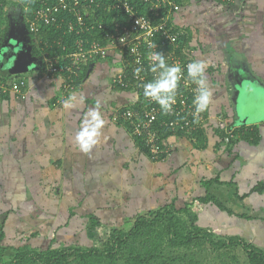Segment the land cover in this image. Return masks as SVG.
Here are the masks:
<instances>
[{
    "label": "crops",
    "instance_id": "obj_1",
    "mask_svg": "<svg viewBox=\"0 0 264 264\" xmlns=\"http://www.w3.org/2000/svg\"><path fill=\"white\" fill-rule=\"evenodd\" d=\"M173 22L185 31L184 52L206 65L212 96L197 141L203 147L195 146L196 137L171 136L165 140V160L151 161L129 130L112 119L113 108L135 100L134 92L112 88V59L106 58L107 67L104 60L92 61L85 78L67 92L63 78L44 77L35 60L15 71L29 80L25 96L0 98V178L10 186L40 188L48 193L46 202L68 216L83 210L89 229L110 224L113 216L131 219L170 202L182 208L208 191L230 212L212 202L192 203L196 224L264 250V187L254 189L264 184V0H183ZM11 40L15 48H27L29 36L21 41L17 33ZM28 54L35 59L31 50ZM69 96L75 100L65 107ZM97 104L105 125L98 144L85 154L74 137L83 113ZM218 118L256 126V140L222 143Z\"/></svg>",
    "mask_w": 264,
    "mask_h": 264
},
{
    "label": "built area",
    "instance_id": "obj_2",
    "mask_svg": "<svg viewBox=\"0 0 264 264\" xmlns=\"http://www.w3.org/2000/svg\"><path fill=\"white\" fill-rule=\"evenodd\" d=\"M35 1V8L26 16L27 32L35 34L40 28L52 26L54 29H63L64 35L73 37L69 45L61 44L63 53H44L40 65L44 77L59 75L63 78L62 87L65 92L75 88V80L81 73L82 65L95 60L110 58L118 62L114 69L116 72L111 77L112 84L125 82L123 77H126V68L129 66L133 72L134 85L142 87V92L143 85L151 82L148 77H152L154 81L157 76L150 71L153 52L162 53L168 65L181 67L183 75L178 82L173 110L166 114L169 117L160 119L164 113L159 105L146 98L141 105L133 101L115 108L112 113L115 122H120L132 135L142 139L151 161H163L168 155L165 140L160 135L164 128L178 132L194 130L196 125L205 126V112L200 113L199 122L194 123L195 107L193 101L188 102L189 93H194V99L197 88L191 85L187 75V65L194 61L185 52L180 57L174 52L182 32L173 22V14L180 7L179 0H143L147 4V14L142 12L141 0ZM101 6L104 12L99 17L96 8ZM110 10H114V14L107 16ZM155 37L160 40L154 41ZM165 45L173 50H166ZM144 64L147 70L142 71ZM137 69L140 71L137 72ZM27 88L28 82L24 77L12 78L7 81V85L0 84L3 92L8 91L21 98L25 96ZM216 128L222 133L221 140L224 144L241 136L239 125H231L222 118L217 119Z\"/></svg>",
    "mask_w": 264,
    "mask_h": 264
},
{
    "label": "trees",
    "instance_id": "obj_3",
    "mask_svg": "<svg viewBox=\"0 0 264 264\" xmlns=\"http://www.w3.org/2000/svg\"><path fill=\"white\" fill-rule=\"evenodd\" d=\"M108 2L107 0H105ZM143 1V0H141ZM183 0H179V4ZM6 0H0V49L3 43L7 39L8 23L5 17ZM15 4V3H13ZM37 2L35 0H26L21 10H25V23L26 16L33 8H35ZM145 6V7H144ZM142 12L147 14V4H141ZM27 11V13H26ZM103 6L96 8V14L101 17L103 15ZM114 10L107 12V16H112ZM27 28V24H25ZM178 28V27H177ZM178 37V45L174 50L177 56H182L186 44V34L183 29ZM29 36L28 46H30L33 57L36 61H39V65H42V58L44 53L47 55L61 54V44H70L72 36H66L63 34V29H54L52 26H45L40 28L38 33H27ZM99 34V31H97ZM154 41L160 40L159 37H155ZM60 43V44H59ZM166 50H171L172 47H164ZM173 50V49H172ZM126 55V52H125ZM127 60H131L130 57H126ZM41 61V62H40ZM5 66V63L3 64ZM89 63L82 65V70L78 78L75 80V86H77L86 76ZM147 70L145 64L142 71ZM42 71V70H41ZM133 72L128 66L126 68V77H123L124 83H111L112 88L117 91H132L135 93V103L141 105L145 98L142 92V87L134 85ZM24 77L28 82L29 80L23 76V74L15 72H3L0 67V84L7 85V81L12 78ZM193 87H197L190 78H188ZM148 80L152 82V77H148ZM197 89V88H196ZM12 93L0 89V98H8ZM193 92L189 93V101H193ZM169 117L166 114H162L160 119ZM231 125L232 122L228 121ZM195 127V129L181 130L178 132H172L169 128L161 130V138L167 140L168 137L180 135L186 137L192 141L194 137L195 146H204V142L200 145L197 141H200L203 137L204 130L202 126ZM256 128V129H254ZM192 130V131H191ZM241 138L256 140L258 134L257 127L246 126L240 124ZM193 132V133H192ZM191 133V134H190ZM222 138V133L219 132ZM135 139L137 146L149 157L148 148L144 146L140 137L132 135ZM239 137V138H240ZM237 140V139H235ZM233 140L232 142H235ZM222 141V140H221ZM231 142V143H232ZM229 143V144H231ZM166 147V146H165ZM167 148V147H166ZM164 155V154H162ZM165 156V155H164ZM167 157V156H166ZM210 182L207 181V183ZM264 184H259L254 187L255 190L261 191ZM4 185L0 187L3 189ZM208 203L212 202L219 209L230 212L214 194L208 191L203 195L196 197L191 202L187 203L182 208H176L173 202L165 204L155 209H151L143 214H138L132 221V224L127 230L123 228L111 229L108 239L104 241L102 247L93 245L91 247H83L80 245H65L56 248H47L44 251H38L27 247L26 241L18 247H14L17 252L6 262L2 261V253L7 247L0 245V264H172L168 262L163 251L166 248H200L203 246H209L213 250H226L234 246H239L246 254L248 264H264V250L254 244L247 242L240 236H227L225 238L215 237V234L205 230L204 228L196 224V213L190 211L189 207L192 203ZM3 213V220L0 223V240L5 237V232L2 230L3 224H5L6 217H8L15 208L8 202L6 203ZM1 213V214H2ZM33 234V233H32ZM12 248V246H10ZM170 261V260H169ZM182 264V263H180Z\"/></svg>",
    "mask_w": 264,
    "mask_h": 264
},
{
    "label": "rangeland",
    "instance_id": "obj_4",
    "mask_svg": "<svg viewBox=\"0 0 264 264\" xmlns=\"http://www.w3.org/2000/svg\"><path fill=\"white\" fill-rule=\"evenodd\" d=\"M25 1L6 0L7 3L4 13L8 23L7 38H13L19 33V39L23 41L28 36V30L25 26V10L23 11L20 8ZM178 15L182 17V14ZM102 60H104V65L107 67L106 59H100V61ZM16 63V60L11 58L9 63L2 67L3 72L17 71L19 64ZM113 63L116 67L118 66V62L115 60H113ZM20 65L24 66L22 64ZM109 66L111 67L113 64H109ZM114 72L116 71H111L113 74ZM113 111L114 108L111 110V113ZM121 122L123 123V121ZM19 173L21 174V171ZM1 176L4 177V175L0 174ZM5 183V187L0 189V223L4 217L1 211H4L5 207H7L6 203L9 202L15 210L6 217L5 224L2 227V230L5 232V237L0 240V245L2 247L9 246L2 253V261L4 262L8 261L17 252L14 247H18L24 241H26L28 248L38 251L65 245H80L83 247L96 245L102 247L104 241L108 239L112 226L124 224L122 228L127 230L135 218L126 219L113 216L109 218L110 224L104 223L105 225L89 229L88 225L90 223L83 216L81 212L83 210L75 209L74 213L72 214L71 212L70 216H68L67 211L59 210L52 204V201L49 200L46 202L48 193L45 194L46 192L44 193L40 188L36 191L37 187L35 186L23 188V185L18 186L17 183L10 186L7 184V179L0 178V187ZM19 196L21 197L19 198ZM29 199L33 200L34 203H29L28 201L25 204V200ZM83 206L85 205L83 204ZM139 212L141 213L142 211ZM215 237L217 238L219 236L215 235ZM163 255L172 264H248L246 254L239 246L220 251L213 250L209 246L200 248L192 247L189 249L166 248L163 251Z\"/></svg>",
    "mask_w": 264,
    "mask_h": 264
},
{
    "label": "clouds",
    "instance_id": "obj_5",
    "mask_svg": "<svg viewBox=\"0 0 264 264\" xmlns=\"http://www.w3.org/2000/svg\"><path fill=\"white\" fill-rule=\"evenodd\" d=\"M150 71L156 73L154 81L143 85V95L159 105L164 114L172 112L173 105L176 103V93L178 82L182 78V69L179 65H168L165 56L159 52L151 54ZM206 65L203 62H192L187 65V75L191 81L197 85L196 94L193 99L195 112L193 122H199V114L205 112L212 96L205 77ZM140 70L137 69V72ZM74 96H69L64 101L65 107L72 106ZM105 125L100 106L97 104L90 107L81 118L79 127L75 133V143L79 150L85 154H90L93 147L98 144Z\"/></svg>",
    "mask_w": 264,
    "mask_h": 264
},
{
    "label": "water",
    "instance_id": "obj_6",
    "mask_svg": "<svg viewBox=\"0 0 264 264\" xmlns=\"http://www.w3.org/2000/svg\"><path fill=\"white\" fill-rule=\"evenodd\" d=\"M10 38V37H9ZM9 38L6 39V41L3 43L2 48L0 49V56H3L7 54V49L11 48V52H9L12 56L13 59L16 60V64H20V63H25V64H30V63H34L36 59H31V57L28 54L29 48H24L23 45H20L18 48V51L13 50L14 46H17L15 43V45L9 41ZM8 53V54H9ZM3 59L0 58V67H3Z\"/></svg>",
    "mask_w": 264,
    "mask_h": 264
},
{
    "label": "flooded vegetation",
    "instance_id": "obj_7",
    "mask_svg": "<svg viewBox=\"0 0 264 264\" xmlns=\"http://www.w3.org/2000/svg\"><path fill=\"white\" fill-rule=\"evenodd\" d=\"M13 40H11V42H12ZM20 45V44H19ZM12 48V47H11ZM11 48H9V49H7V54L6 55H4L3 56V58H2V56H0V58L1 59H4L5 61H6V59L7 58H13V56L9 53L12 49ZM13 50H16V51H18V49L17 48H13ZM9 53V54H8ZM5 63V62H4Z\"/></svg>",
    "mask_w": 264,
    "mask_h": 264
},
{
    "label": "bare ground",
    "instance_id": "obj_8",
    "mask_svg": "<svg viewBox=\"0 0 264 264\" xmlns=\"http://www.w3.org/2000/svg\"><path fill=\"white\" fill-rule=\"evenodd\" d=\"M189 4V3H188ZM145 7V6H144ZM188 33V32H187ZM191 102V101H190ZM111 121V120H110ZM255 127V126H254ZM254 129H256V128H254ZM192 131V130H191ZM193 133V132H192ZM216 133V132H215ZM191 134V133H190ZM243 138V137H242ZM223 143V142H222ZM250 143V142H249ZM223 145V144H222ZM215 150V149H214ZM215 152V151H214ZM232 162V161H231ZM233 176V175H232ZM218 183H219V181H218ZM220 184V183H219Z\"/></svg>",
    "mask_w": 264,
    "mask_h": 264
}]
</instances>
